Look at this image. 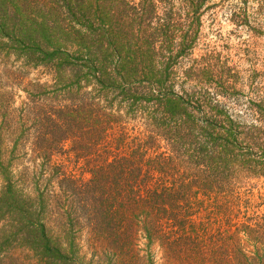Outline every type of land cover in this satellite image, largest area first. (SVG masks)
<instances>
[{
    "label": "trees",
    "instance_id": "1",
    "mask_svg": "<svg viewBox=\"0 0 264 264\" xmlns=\"http://www.w3.org/2000/svg\"><path fill=\"white\" fill-rule=\"evenodd\" d=\"M33 1L0 0V40L10 18L48 40L60 95L23 104L31 175L0 163V264H264V111L228 108L211 57L177 67L190 25L157 0ZM181 1L198 27L211 0Z\"/></svg>",
    "mask_w": 264,
    "mask_h": 264
},
{
    "label": "rangeland",
    "instance_id": "2",
    "mask_svg": "<svg viewBox=\"0 0 264 264\" xmlns=\"http://www.w3.org/2000/svg\"><path fill=\"white\" fill-rule=\"evenodd\" d=\"M33 2L36 13L43 14H47L54 3L49 0ZM156 2L159 12L170 8L175 14L174 32L180 34L190 25V57L178 59L177 67L186 69L192 62L197 65L202 58L211 57L214 79L223 83L221 98L242 121L254 122L257 116L252 112L264 111V14L258 0H211L206 4L208 8L198 27L191 15L189 19L186 17V6L181 0ZM239 9L245 10L247 25L239 24L234 18ZM5 23L9 36L0 40V107H6L0 112V163L17 181L22 174L31 175L34 168L28 151L17 146L26 132L20 116L23 104L30 96L43 99L60 93L53 81L50 42L42 40L39 33L19 37L18 19L10 18ZM58 24L63 25L61 21ZM13 26L18 28L17 32ZM24 54L31 57L26 58ZM251 184L254 194L264 193L263 180H254ZM260 211H264V205Z\"/></svg>",
    "mask_w": 264,
    "mask_h": 264
}]
</instances>
